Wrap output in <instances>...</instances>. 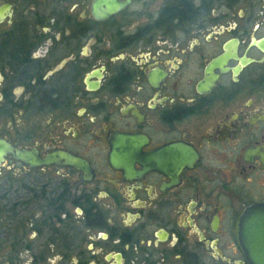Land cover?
<instances>
[{
	"label": "flooded vegetation",
	"instance_id": "af4514ba",
	"mask_svg": "<svg viewBox=\"0 0 264 264\" xmlns=\"http://www.w3.org/2000/svg\"><path fill=\"white\" fill-rule=\"evenodd\" d=\"M108 3L0 0L6 264H250L264 0Z\"/></svg>",
	"mask_w": 264,
	"mask_h": 264
},
{
	"label": "water",
	"instance_id": "95a60500",
	"mask_svg": "<svg viewBox=\"0 0 264 264\" xmlns=\"http://www.w3.org/2000/svg\"><path fill=\"white\" fill-rule=\"evenodd\" d=\"M128 3L126 0L123 4H117L114 0L108 3V13L102 17L111 15L120 8H123ZM2 14V7H0V16ZM11 155L15 160L22 161L33 167L38 164H47L52 160H37L36 155L31 152L23 151L14 148L8 142L0 139V164L4 161L6 155ZM56 157L64 159L69 163H77L79 161L68 156L66 153L58 152ZM264 212L261 208H251L242 217L239 223V241L241 246L246 251L247 260L250 264H264Z\"/></svg>",
	"mask_w": 264,
	"mask_h": 264
},
{
	"label": "trees",
	"instance_id": "16d2710c",
	"mask_svg": "<svg viewBox=\"0 0 264 264\" xmlns=\"http://www.w3.org/2000/svg\"><path fill=\"white\" fill-rule=\"evenodd\" d=\"M2 191H0V249L1 248H4L5 245V240H3V237L4 234L6 233L5 230H8V231H14L15 229V225L13 223H8L7 222V219L5 217V213L3 212V209H2V204H1V200H2V194H1Z\"/></svg>",
	"mask_w": 264,
	"mask_h": 264
},
{
	"label": "rangeland",
	"instance_id": "374dc122",
	"mask_svg": "<svg viewBox=\"0 0 264 264\" xmlns=\"http://www.w3.org/2000/svg\"><path fill=\"white\" fill-rule=\"evenodd\" d=\"M7 256L4 254V250H3V248H1L0 249V264H6V262H5V258H6ZM24 260V259H23Z\"/></svg>",
	"mask_w": 264,
	"mask_h": 264
}]
</instances>
